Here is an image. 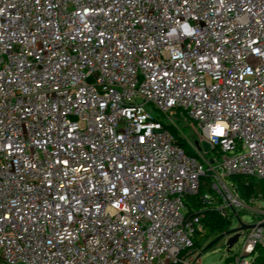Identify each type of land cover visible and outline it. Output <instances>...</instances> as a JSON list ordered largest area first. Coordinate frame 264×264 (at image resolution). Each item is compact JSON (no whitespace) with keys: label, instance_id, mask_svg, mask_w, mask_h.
<instances>
[{"label":"built area","instance_id":"1","mask_svg":"<svg viewBox=\"0 0 264 264\" xmlns=\"http://www.w3.org/2000/svg\"><path fill=\"white\" fill-rule=\"evenodd\" d=\"M233 175L264 180V0H0V264H200L186 199L231 221Z\"/></svg>","mask_w":264,"mask_h":264},{"label":"rangeland","instance_id":"2","mask_svg":"<svg viewBox=\"0 0 264 264\" xmlns=\"http://www.w3.org/2000/svg\"><path fill=\"white\" fill-rule=\"evenodd\" d=\"M170 116L175 119V123L177 124L178 128L188 139V142L184 139H180V143L182 144L183 148L186 150L190 149L196 151L195 147L197 146L198 135L196 133V127L194 123L187 118L185 119V117L178 112H170ZM172 131L176 135L180 134L176 128H173ZM199 147L201 150L199 151L198 155L206 169L201 182L204 188H208L213 180V174L216 173L215 170L211 169L212 163L210 162V157L212 152H210L209 147L201 141L199 142ZM248 179L252 184L255 185L258 192L262 194V198L259 201L250 202L249 205L245 207L237 208V215H235V217L231 219L229 227L225 231L207 234V236L201 241L198 247H193V249L188 252L189 256L195 254L192 260H194L195 257L198 256L200 258V264H225V259L226 257H228L230 251L235 252L239 250L240 245L243 241L242 238L229 250L227 249L225 244L227 239L233 237L240 227L250 225L251 223L255 222L257 217L259 216V208L264 207V180H260L254 177H249ZM222 180L227 181L229 185L233 186L231 178ZM202 231L203 229L200 233H202ZM197 238L198 235L196 234L194 237V241Z\"/></svg>","mask_w":264,"mask_h":264},{"label":"trees","instance_id":"3","mask_svg":"<svg viewBox=\"0 0 264 264\" xmlns=\"http://www.w3.org/2000/svg\"><path fill=\"white\" fill-rule=\"evenodd\" d=\"M189 153H193L192 150H187ZM235 189L237 190L238 194L246 200L247 202L256 197L258 190L254 184L244 175H233L230 177ZM201 191H209L208 188H201ZM187 205V216H198L200 219V223L202 226V233H197L198 238L193 241V247H198L201 241L207 236V234L214 233V232H223L229 227L230 221L224 219L218 211L205 207L200 202L196 201L194 197H188L186 199ZM230 257H226L225 261L228 262ZM225 262V263H226ZM169 264H182L179 262L176 263H169ZM260 264H264V261L261 259Z\"/></svg>","mask_w":264,"mask_h":264},{"label":"water","instance_id":"4","mask_svg":"<svg viewBox=\"0 0 264 264\" xmlns=\"http://www.w3.org/2000/svg\"><path fill=\"white\" fill-rule=\"evenodd\" d=\"M251 226H253V225H245V226L240 227V228L237 230L236 234H235L233 237H230L229 239H227V241H226V243H225L227 249H228V250L231 249V248L233 247V245H234L235 243H237V241H238V239H239V236H240V234H241V231L246 230V229L250 228Z\"/></svg>","mask_w":264,"mask_h":264},{"label":"crops","instance_id":"5","mask_svg":"<svg viewBox=\"0 0 264 264\" xmlns=\"http://www.w3.org/2000/svg\"><path fill=\"white\" fill-rule=\"evenodd\" d=\"M193 256H191V258H192Z\"/></svg>","mask_w":264,"mask_h":264},{"label":"snow or ice","instance_id":"6","mask_svg":"<svg viewBox=\"0 0 264 264\" xmlns=\"http://www.w3.org/2000/svg\"><path fill=\"white\" fill-rule=\"evenodd\" d=\"M222 131V130H221Z\"/></svg>","mask_w":264,"mask_h":264}]
</instances>
